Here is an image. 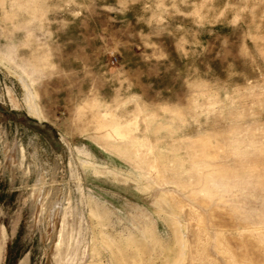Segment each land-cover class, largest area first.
<instances>
[{
	"label": "rangeland",
	"instance_id": "374dc122",
	"mask_svg": "<svg viewBox=\"0 0 264 264\" xmlns=\"http://www.w3.org/2000/svg\"><path fill=\"white\" fill-rule=\"evenodd\" d=\"M0 264H264V0H0Z\"/></svg>",
	"mask_w": 264,
	"mask_h": 264
}]
</instances>
